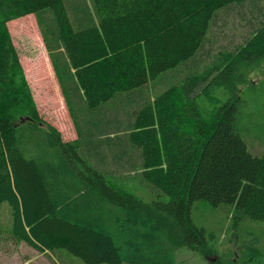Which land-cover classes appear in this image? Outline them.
<instances>
[{
    "label": "trees",
    "instance_id": "obj_1",
    "mask_svg": "<svg viewBox=\"0 0 264 264\" xmlns=\"http://www.w3.org/2000/svg\"><path fill=\"white\" fill-rule=\"evenodd\" d=\"M245 1L0 0V205L16 239L64 264L63 250L82 264H151L167 260L166 239L213 254L193 222L195 201L229 204L234 223L264 222V152L238 128V93L209 118L199 101L216 87L232 94L264 61V6L232 5ZM239 12L248 35L226 45L221 27ZM28 14L77 140L34 102L8 25ZM129 174L156 197L118 186Z\"/></svg>",
    "mask_w": 264,
    "mask_h": 264
},
{
    "label": "rangeland",
    "instance_id": "obj_2",
    "mask_svg": "<svg viewBox=\"0 0 264 264\" xmlns=\"http://www.w3.org/2000/svg\"><path fill=\"white\" fill-rule=\"evenodd\" d=\"M259 3L264 6V0H260ZM250 4L256 7L254 0L232 5L245 8ZM229 7L218 12V14L221 13L222 19L226 16L223 15V12L228 11L226 9ZM242 18H244L243 12H239L238 16L233 14L226 17L228 24L221 27L220 30L221 36L226 35V45L232 46L235 39L240 41L248 35L247 21ZM8 25L19 52L24 75L42 117L59 129L65 140H77L78 133L75 123L51 64L37 15L28 14L10 21ZM215 27L217 28L216 25ZM245 75L247 80L237 84L238 89H234L232 92L235 96L225 87H216L210 91L211 97L204 96L199 101L204 116L209 118L218 105L225 103L230 97L235 99L238 93L241 99L238 103V128L250 150L255 154H260L264 152V61L246 70ZM111 177L116 182V177ZM117 183L118 186H122L128 192L145 200L149 201L156 197L157 192L154 190L151 192L150 187L152 188V186L138 175L129 174L124 178L121 177ZM165 198L162 197L163 200H167V197ZM233 211L234 209L229 204L213 206L204 200L195 201L191 208L193 222L196 226L206 229L205 248L210 249L213 254L206 255L200 250L189 247L173 248L169 240L166 239L169 248L167 260L163 263L153 260L154 262L151 264H264V222L246 219L234 223ZM11 223L10 206L5 202L0 205V226H2L0 233L7 235L5 233L9 231ZM110 230H114V228L111 227ZM0 244V253L12 249L10 242L5 245ZM16 244L17 249H12L13 256L8 255L13 263L17 262L19 257H30L34 254L31 264H52V256L39 255L38 251L33 252L22 242ZM68 253L67 255L63 250L61 254L67 264H82L74 259L76 258L74 255ZM127 259H123L121 264H133Z\"/></svg>",
    "mask_w": 264,
    "mask_h": 264
},
{
    "label": "crops",
    "instance_id": "obj_3",
    "mask_svg": "<svg viewBox=\"0 0 264 264\" xmlns=\"http://www.w3.org/2000/svg\"><path fill=\"white\" fill-rule=\"evenodd\" d=\"M50 58V56H49ZM52 64V63H51ZM53 66V65H52ZM54 69V68H53ZM0 229H2V226H0ZM12 229H13V226H12V223H11V226L9 227V231H7L5 234L7 235H4L2 232L0 233V243L2 244H7V242H10V244H12V249L16 248L17 249V244L16 243H19V242H22L23 244H25L29 249H31L33 252H36L38 251L36 248H34L33 246L27 244L25 241H22V240H19V239H16L13 234H12ZM3 231V230H2ZM4 232V231H3ZM6 239H8V241H5ZM1 246V244H0ZM12 249L10 250H7L3 253H0V264H12L13 261L10 260L9 256L8 255H12L13 256V253H12ZM39 252V255H50L49 251L46 250V251H43ZM51 256V255H50ZM58 257H53V259H51L52 261V264H64V262L59 258L57 259ZM33 259H34V254L31 255L30 257L28 256H25V257H19L17 258V262L13 263V264H31L33 262ZM10 260V261H9ZM50 262V263H51Z\"/></svg>",
    "mask_w": 264,
    "mask_h": 264
}]
</instances>
